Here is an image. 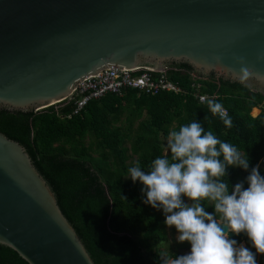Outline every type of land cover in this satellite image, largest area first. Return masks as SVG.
Listing matches in <instances>:
<instances>
[{"label": "water", "instance_id": "water-1", "mask_svg": "<svg viewBox=\"0 0 264 264\" xmlns=\"http://www.w3.org/2000/svg\"><path fill=\"white\" fill-rule=\"evenodd\" d=\"M172 64L264 97V0H0V110L68 102L105 68ZM0 244L28 264H95L25 146L1 131Z\"/></svg>", "mask_w": 264, "mask_h": 264}, {"label": "trees", "instance_id": "trees-1", "mask_svg": "<svg viewBox=\"0 0 264 264\" xmlns=\"http://www.w3.org/2000/svg\"><path fill=\"white\" fill-rule=\"evenodd\" d=\"M170 67L176 71L169 70L168 79L181 88L190 90L191 82H200L203 93L217 96L213 101L223 105L233 126L226 128L207 102L199 104L189 95L166 92L153 96L125 90L122 97L106 95L93 100L81 114L70 117L71 101L38 111L0 110V131L25 146L95 264H162L161 255L180 256L178 250L162 247L168 240L163 212L145 204L143 185L127 177L130 165L139 161L148 170L153 159L170 155L161 142L169 130L193 120L200 122L205 130L211 129L219 139L245 152L249 171L264 151L263 96L220 78L191 77V70L183 64ZM259 105L260 113L252 116V108ZM124 109L130 115L126 123L115 124ZM259 170L264 175V166ZM248 174L239 167L229 168L230 189ZM206 211L211 213L213 208ZM245 240V247L255 252ZM189 246L188 242L179 244V248ZM0 264L28 263L0 244ZM258 264H264V254Z\"/></svg>", "mask_w": 264, "mask_h": 264}, {"label": "clouds", "instance_id": "clouds-1", "mask_svg": "<svg viewBox=\"0 0 264 264\" xmlns=\"http://www.w3.org/2000/svg\"><path fill=\"white\" fill-rule=\"evenodd\" d=\"M241 71L247 79L249 70ZM207 103L226 128L233 126L221 103ZM167 149L170 155L153 159L148 170L138 161L127 176L143 185L144 203L162 210L177 241L190 245L188 254L161 255L162 264H257L256 255L264 254V175L259 165L249 171L245 152L196 120L169 130ZM236 167L249 174L230 189L228 169ZM209 206L211 213L206 211ZM229 233L245 234L255 252Z\"/></svg>", "mask_w": 264, "mask_h": 264}, {"label": "built area", "instance_id": "built-area-1", "mask_svg": "<svg viewBox=\"0 0 264 264\" xmlns=\"http://www.w3.org/2000/svg\"><path fill=\"white\" fill-rule=\"evenodd\" d=\"M169 70L176 71V67L169 66L165 71H159L153 68L129 70L109 67L102 69L96 74L86 77L76 86L72 96L68 100L73 104V110L68 117L81 114L89 102L98 100L106 95L122 97L125 90H133L139 94L153 96L162 92L183 97L189 95L199 104L217 99L215 95L203 93V86L200 82H191L190 90L181 88L177 83L168 79L166 73ZM190 76L206 79L197 77L191 72ZM256 165H259V167L264 166V151L258 158Z\"/></svg>", "mask_w": 264, "mask_h": 264}, {"label": "rangeland", "instance_id": "rangeland-1", "mask_svg": "<svg viewBox=\"0 0 264 264\" xmlns=\"http://www.w3.org/2000/svg\"><path fill=\"white\" fill-rule=\"evenodd\" d=\"M253 113H254V111L252 112V114H253ZM254 115H256V114H254ZM254 115H253V116H254ZM128 116H130V115L127 114V109H124L123 112H122L120 115L116 116L117 118H116V120L114 121L115 124H118V125H123V124H125V123H126V118H127ZM136 123H137V119H135V120L133 121V127H132V129L134 128V126L136 125ZM130 133H132V132H130ZM166 140H167V139H164V138L161 139V142L164 143V145H165L164 152H167ZM126 144H128V142H127ZM132 161H134V156H132V157L130 158V162H132ZM129 164H132V163H129ZM130 167H132V166L130 165ZM159 211H162V210H159ZM167 237H168V240L162 245V247H163L166 251H168V250H170V249H172V250H178V249H179V244H180V242L177 241V232H176V230H175L174 227L169 228V227L167 226ZM245 239H246V238H245ZM245 239L241 240V243H242V244L245 243V241H244ZM189 251H190V246H189L188 249H185V250H184L185 254H188ZM262 255H263V254H257V255H256L257 264H258L259 260L261 259Z\"/></svg>", "mask_w": 264, "mask_h": 264}, {"label": "flooded vegetation", "instance_id": "flooded-vegetation-1", "mask_svg": "<svg viewBox=\"0 0 264 264\" xmlns=\"http://www.w3.org/2000/svg\"><path fill=\"white\" fill-rule=\"evenodd\" d=\"M244 241H245L244 246H246V240H244ZM238 243H241V240H239ZM185 249H187V248H179L178 249L179 255H185V252H184ZM175 257H176V254H175Z\"/></svg>", "mask_w": 264, "mask_h": 264}, {"label": "crops", "instance_id": "crops-1", "mask_svg": "<svg viewBox=\"0 0 264 264\" xmlns=\"http://www.w3.org/2000/svg\"><path fill=\"white\" fill-rule=\"evenodd\" d=\"M253 109H257L258 110V112L256 113V115H254V114H252V110ZM252 110H251V115L253 116H257L259 113H260V105L259 106H257V107H254V108H252Z\"/></svg>", "mask_w": 264, "mask_h": 264}, {"label": "bare ground", "instance_id": "bare-ground-1", "mask_svg": "<svg viewBox=\"0 0 264 264\" xmlns=\"http://www.w3.org/2000/svg\"><path fill=\"white\" fill-rule=\"evenodd\" d=\"M253 111H254V113L253 114H256L257 112H258V110L257 109H253ZM252 111V112H253Z\"/></svg>", "mask_w": 264, "mask_h": 264}]
</instances>
